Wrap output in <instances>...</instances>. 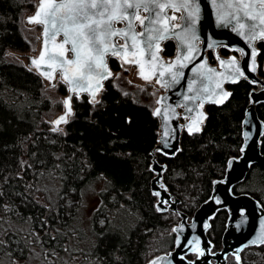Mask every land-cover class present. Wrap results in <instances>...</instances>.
<instances>
[{
	"label": "trees",
	"instance_id": "1",
	"mask_svg": "<svg viewBox=\"0 0 264 264\" xmlns=\"http://www.w3.org/2000/svg\"><path fill=\"white\" fill-rule=\"evenodd\" d=\"M34 8L35 0H0V211L7 209L0 217V232H7L0 264H30L34 249L58 259L57 264H145L173 248V227L179 222L176 213L157 212L151 192V151L159 134L153 114L156 91L150 84L118 85L111 77L98 101L73 97L72 115L62 130L53 129L49 120L63 111L66 85L47 87L29 62L27 67L9 55L33 49L36 41L23 33V17ZM257 48L258 74L264 80V42ZM174 51L173 41L163 43V57ZM208 59L214 63L211 52ZM109 67L120 71L116 58L109 59ZM255 88L247 80L229 85V98L206 106L201 130L183 133L175 156L156 153L157 161L166 164L162 181L167 191L189 218L209 199L213 182L224 177L227 161L240 156L242 120ZM255 109L264 123V103ZM260 150L264 154V134ZM99 180L107 186L91 215L92 241L76 249L72 229L82 193ZM232 191L250 195L264 209V168L251 165ZM227 218L222 209L210 220L213 252L222 248ZM226 261L264 264V245L245 248L239 262L232 255Z\"/></svg>",
	"mask_w": 264,
	"mask_h": 264
},
{
	"label": "water",
	"instance_id": "2",
	"mask_svg": "<svg viewBox=\"0 0 264 264\" xmlns=\"http://www.w3.org/2000/svg\"><path fill=\"white\" fill-rule=\"evenodd\" d=\"M43 0L39 1L35 7L33 13L27 17V23L32 25L36 23H29V19L34 17L39 12V6ZM72 2V0H52V3L61 4ZM91 2V0H87ZM98 3H103V0H97ZM117 0H111V3H116ZM121 4L124 0H119ZM132 3H140L141 7L139 10L131 9L128 12L136 11L139 15L140 11L143 13L142 19L145 20V25L141 26L139 22V30L135 26L136 20L132 17L127 19H119L123 21L124 25L120 28L113 26L116 31H129L128 23L129 19L132 20L133 30L137 35L138 41H141L139 47L143 50L142 55H137L133 58L131 55L127 57L128 63L124 62V45L128 44V51L131 52V32L129 37L122 36H111L105 37V41L109 43L110 48L115 47L120 51L119 56H114L112 51H108L103 56L104 64L107 67L106 72H101V79L99 80L100 88L97 91L95 74L91 79V87H89V81H80L82 87H78L75 92L71 91L72 85L69 84L65 79V69H68L67 75L71 78L78 74L75 65H68L65 63L67 60H76V54L71 51L72 45L64 44L63 54L56 55V64L53 68L46 67L48 63V55L56 54L60 52V49L56 48V45L64 43L66 39L63 32L56 36L55 40H51L44 34V25L41 26L40 30V41L39 49L35 57H29L28 62L31 69L35 71L41 78L46 79L49 83H53L57 75L60 76L67 88V95L64 99V111L55 117L52 121L53 129L57 130L58 127L63 126L67 123L69 117L72 115L71 101L73 97L80 95H86L90 101H93L92 92H95V101L100 97L101 92L104 89V83L111 77L112 70L109 67L108 58L116 57L122 63L131 65L136 68L137 76L145 83L153 82L157 87L162 89V92L157 96L155 101V107L153 109L154 116L159 122V134L158 143L151 151L152 162L150 169L155 176L151 180V192L157 198L155 204L158 213H165L171 211L176 213L180 218L179 222L173 227V233L175 234L173 248L167 252L162 253L145 264H226L227 255L235 257L236 261L239 262V256L241 251L248 247H258L264 245V243H253L252 241L256 238L259 231V225L264 221V209L261 204L248 194H234L232 188L242 182L249 171L251 165L257 164L264 168V154L261 153L260 143L261 138L264 134V123L258 118L255 106L259 103H264V80L258 74V54L257 48L258 42H264V40L257 39L249 42L246 40L247 29L249 26L257 25V31L264 30V24L260 23L261 13H264V7L261 6V0H216V5H213L212 0H198L201 5L200 18L195 27V34L199 37L195 41L197 52L194 53V58L191 62L185 61L188 64L187 68L178 69L172 68V71H182L184 76L180 78V83L175 84L170 80L169 73L167 71L170 65L175 64L177 57L182 56L186 53L187 49L181 46L177 36L183 32L186 24L185 19L187 13L180 7L176 8H165L160 15L166 17V21H162L154 25L156 28H162L166 23L171 32L166 35V38L159 41V47H153V51L156 52L158 60L155 62L153 68L150 61V54L147 51L145 44L142 41L145 40V36L140 34L145 31V28L149 27L148 20L155 18V13L160 10L155 8L153 0H129ZM158 3H173L179 5L181 0H156ZM148 4L149 11L144 10V4ZM223 7L218 8V5ZM232 5V7H228ZM103 9H89V12L102 11ZM111 11V9H108ZM172 12H180L179 23L174 24ZM246 13L248 15H246ZM218 14L226 17L230 23L227 26L222 25L217 19ZM249 15L255 16V19H249ZM140 16V15H139ZM239 17V21L235 18ZM245 24V36L239 35L234 28L237 23ZM115 38H120L122 41L121 45H117L114 42ZM171 40L175 45L174 55L170 60H165L162 56V45L165 41ZM47 41V44H45ZM209 45H212L209 47ZM99 47V46H97ZM224 47L229 50L238 53V57L231 55L229 57H223L218 55V49ZM47 48V52L45 49ZM255 49V70L253 71V64L251 60L252 50ZM213 50L216 55V64L211 65L208 63L206 52ZM244 51L245 55L241 56L240 52ZM45 54V60L41 62V66L37 68L31 63L32 60H39L41 54ZM95 54V53H93ZM235 59L237 65L241 68V71L245 72L244 77H238L236 82L233 83L230 79L221 81V86L216 87V80H220L219 76L212 78L213 82L203 81L193 75V69L198 67L200 64H204V69L212 68L216 73H224L225 76L231 75L234 69L228 67V63ZM225 62L224 66L220 64V61ZM139 61V62H137ZM160 64L164 65L162 69ZM143 65V74L148 77L145 80L141 76V66ZM165 71L163 79L160 78V72ZM45 73H51V79L47 78ZM110 73V75H109ZM196 80L197 92L188 93V84L193 80ZM240 80H247L256 88L250 92V103L247 106L244 118L241 126L242 145L240 148V156L237 158H231L227 161L225 175L222 179H217L213 182L212 191L209 199L199 205L193 215L189 218L177 209L178 199L172 197L167 191L163 181L162 175L166 169V164H159L156 160V153L165 157H173L180 149V140L183 133H188L187 126L194 120L198 121L197 126L200 128L206 119L205 108L207 105H221L222 103H212L210 99L206 98L209 93L216 91L217 93L229 92V85L236 84ZM207 84L209 89L208 93H199V89L202 85ZM166 85V86H165ZM199 94L200 99L203 100V106L201 107L200 100L195 102L185 100V96H194ZM213 99H220L219 96L213 97ZM67 102V103H66ZM70 108V113H69ZM191 108L192 112L188 109ZM160 109L161 114L156 115V110ZM168 112V123L165 125V118L163 113ZM203 114L201 120L200 114ZM61 117L64 119L61 120ZM57 120H61L59 124ZM66 121V122H65ZM167 127L169 136L167 141L164 135V129ZM197 133V132H193ZM159 193V195H156ZM219 201V203L217 202ZM225 209L228 213L226 227L222 235V248L219 251L213 252V245L207 237V231L210 228V220L219 211ZM196 241H199L197 244ZM199 249L203 252L200 255L193 249ZM194 256L193 259H188L187 256Z\"/></svg>",
	"mask_w": 264,
	"mask_h": 264
},
{
	"label": "snow or ice",
	"instance_id": "3",
	"mask_svg": "<svg viewBox=\"0 0 264 264\" xmlns=\"http://www.w3.org/2000/svg\"><path fill=\"white\" fill-rule=\"evenodd\" d=\"M213 5H216V0H212ZM153 4L155 8L159 9V12L155 13V18L148 20L149 27L145 28V31L140 35L145 36V40L142 43L145 44L147 51L150 54V63L153 68L155 67V62L158 60L156 56V52L153 51V47L155 45L156 48L159 47V41L166 38V35L171 32V29L168 28L165 23L162 28H156L154 25L161 23L162 21H166V17H162L160 12H162L165 8H176L180 7L185 10L187 13L185 19L186 24L184 26V30L177 36V39L180 41L181 46L187 49L186 53L182 56H178L175 64L170 65L167 69L170 80L172 83L179 84L180 78L184 76L182 71H172V68L184 69L188 67V64L185 63L191 62L194 58V53L197 52V48L195 45V41L199 39V37L195 34V27L200 18L201 5L198 3V0H181L179 5L173 3H158L156 0H153ZM261 6L264 7V0H261ZM141 7L140 3H132L129 0H124V3L121 4L119 0L116 3H111V0H103V3H98L97 0H91V2H87V0H72V2L55 4L52 3V0H43V2L39 6V12L32 18L29 19V23L43 24L44 34L46 37H49L51 40H55L56 36L63 32L65 36V40L63 44L56 45L55 47L60 49L59 53L48 55V63L46 67L53 68L56 64V55H62L64 44L71 43L72 48L71 51L76 54V60H67L65 63L68 65H75L78 74L69 78L67 75L68 69H65V77L64 79L72 85L71 91L75 92L78 87H82L80 81H89V87H91V79L95 74V78L97 81L96 88L97 91L100 88L99 80L101 79V72H106L107 67L104 64L103 56L106 52L112 51L114 56H119L121 53L115 47H111L109 43L105 41V37L111 36H122L129 37L131 32L130 39L132 41L131 48L133 51H128V44L124 45V62L128 63L127 57L131 55L133 58L137 57V55H142L143 50L139 47L141 41H138L137 35L133 30L132 20L129 19L128 29L129 31H116L112 27V22L114 20L119 19H127L129 17L134 18L135 20H139L140 25H145V20L142 19L136 11L128 12L127 10L135 9L139 10ZM223 7V5H218V8ZM228 7H232V5H228ZM89 9H103L102 11H94L89 12ZM111 9V11H108ZM144 10L149 11L148 4H144ZM246 15H248L246 13ZM172 19H176V17H172ZM217 19L219 22L227 26L229 21L223 15L218 14ZM239 21V17L235 18ZM249 19H255V16L249 15ZM261 24H264V13H261ZM245 24L237 23L234 31H236L239 35L245 36ZM247 41L252 42L257 39L264 40V30L257 31V25L253 24L247 29V36L245 37ZM47 44V41H45ZM99 46V47H97ZM212 45H209L211 47ZM47 52V48L45 49ZM95 53V54H93ZM241 56H244V51L240 52ZM255 59L256 53L255 49L252 50L251 60L253 64V71L255 70ZM45 60V54H41L39 60H32L31 63L35 65L37 68L41 66V62ZM139 62V61H137ZM220 64L224 66L225 62L223 60L220 61ZM160 67L163 69L164 65L160 64ZM228 67L234 69V72L229 76H225L224 73H216L214 69L208 68L204 69V64H200L198 67L193 69V75L199 77V79L203 81L213 82L212 78L214 76H219L221 79L216 80L215 85L217 88L221 86V81L225 79H230L233 83L236 82L238 77H244L245 72L241 71V68L237 65L235 59L231 60L228 63ZM47 78L51 79V73H45ZM110 75V73H109ZM160 78L163 79L165 76V71L160 72ZM141 76L148 80L147 76L143 74V65L141 66ZM166 86V85H165ZM199 93H208L209 89L207 84L201 86L198 90ZM188 93L197 92L196 89V80L193 79L187 87ZM95 92H92L93 102L95 101ZM231 93L222 92L217 93L216 91H212L209 93V96L206 97L210 99L212 103H222L226 100ZM219 96L220 99H213V97ZM185 100H191L195 102L196 100H200L201 107L203 106V100L200 99L199 94L194 96H185ZM67 103V102H66ZM189 112H192V109H188ZM70 113V108H69ZM156 115H160V109L156 110ZM165 118V125L168 123V112L163 113ZM201 120L203 119V114H200ZM64 118L61 117V120ZM61 120H57L56 123L59 124ZM66 122V121H65ZM198 121H193L191 124H188L187 130L189 134H192L194 131L199 132L200 128L197 126ZM165 142L167 141V137L169 136L167 127L164 129ZM30 187V185H29ZM2 195V193H0ZM159 195V193H156ZM219 203V201H217ZM0 208H2V204H0ZM3 211H7V209H3ZM3 211H0V217L3 215ZM67 227V225H65ZM59 232V229H57ZM7 235V232H0V247H3L5 241L3 236ZM53 240H56L59 243V240L56 236H52ZM253 243H264V221H262L259 225V231L256 235V238L252 241ZM198 244L199 241H196ZM195 252H198L200 255H203V252H200L199 249H193Z\"/></svg>",
	"mask_w": 264,
	"mask_h": 264
},
{
	"label": "rangeland",
	"instance_id": "4",
	"mask_svg": "<svg viewBox=\"0 0 264 264\" xmlns=\"http://www.w3.org/2000/svg\"><path fill=\"white\" fill-rule=\"evenodd\" d=\"M39 1H41V0H35V6H37ZM29 15H31V13L26 14L23 17V25H24L23 26L24 27L23 33L27 36L33 37L34 40L36 41L33 49L26 54H20V53H15V52L9 53V55L11 57H13L14 59H16L21 64H24L27 67H28L29 57H35L37 55V52L39 49L40 30H41L40 25H37V24L30 25L27 23L26 19ZM173 15L176 18L179 17V13L173 12ZM218 53L221 55L220 48H219ZM119 64H120V71L117 73L111 74V77H113L114 80L116 79V81L118 82V85L130 84L134 87H144L146 84H150L153 86L152 87L153 91H156L155 97H157L162 92V89L157 87L153 82L145 83L141 79H139L137 76L136 68H134L128 64H123L120 61H119ZM262 68H264V61L262 64ZM43 81L47 87H50L49 82L46 79H43ZM59 82L64 84V82L62 81L60 76L57 75L53 81L52 86H56ZM64 99L65 98H62L63 111H64ZM98 100H99V98L96 101H98ZM61 113H59V114H61ZM59 114L52 117V119L49 120V123L52 124L53 119H55V117L58 116ZM58 129L62 130L63 127L59 126ZM151 162H152V160H151ZM159 164H161V163H159ZM154 175H155V173H154ZM105 186H107L106 182L104 183L102 180H99V181H96V182L90 184L89 186H87L82 193L81 204H80L79 211L77 213V219H76L74 227L72 229V232L74 233V235H73L74 239L71 240V243H75V246L74 245L73 246L76 249L81 248V247H86L92 241V237L90 234L91 215L100 203L99 193L103 189H105ZM179 220H180V218H179ZM34 251H35V249L33 250V254H32L33 256L31 257V259L29 261L30 264H57L58 259H53L50 256L44 257V255L43 254L41 255L40 252L35 251V253H34Z\"/></svg>",
	"mask_w": 264,
	"mask_h": 264
},
{
	"label": "bare ground",
	"instance_id": "5",
	"mask_svg": "<svg viewBox=\"0 0 264 264\" xmlns=\"http://www.w3.org/2000/svg\"><path fill=\"white\" fill-rule=\"evenodd\" d=\"M236 186V185H235ZM259 202V201H258ZM213 249V248H212ZM218 251V250H217ZM242 252V251H241ZM241 254V253H240ZM239 258H240V256H239ZM236 260V259H235ZM237 262V261H236Z\"/></svg>",
	"mask_w": 264,
	"mask_h": 264
}]
</instances>
